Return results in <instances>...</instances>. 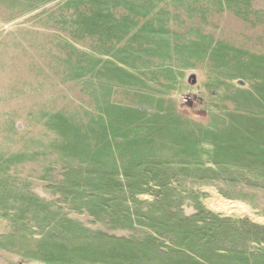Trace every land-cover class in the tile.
<instances>
[{
  "label": "rangeland",
  "instance_id": "374dc122",
  "mask_svg": "<svg viewBox=\"0 0 264 264\" xmlns=\"http://www.w3.org/2000/svg\"><path fill=\"white\" fill-rule=\"evenodd\" d=\"M81 1L0 24V264H264V0L171 41Z\"/></svg>",
  "mask_w": 264,
  "mask_h": 264
},
{
  "label": "crops",
  "instance_id": "0c3cea01",
  "mask_svg": "<svg viewBox=\"0 0 264 264\" xmlns=\"http://www.w3.org/2000/svg\"><path fill=\"white\" fill-rule=\"evenodd\" d=\"M254 1L259 2L260 0ZM81 2L86 7L97 8L100 20H104L107 26L112 24L114 26L115 24H117V9H132L130 11L131 18L134 17V14H138V12H135L133 9H148L145 13L148 20L147 23L144 25H137L134 33L145 34L147 38H154L155 36H159L163 39H167L168 41L174 40L176 37L180 38L178 36L180 34V31L183 29L186 30V26L191 23L193 19L202 20V18L204 17L201 14H197L198 12L193 10L194 5L192 3H187L183 1L174 2L172 0H83ZM219 2L222 7L227 8V0H220ZM231 2V7H240V9L247 8L248 10L250 7H252V5L247 6L245 4L246 0H233ZM41 3L42 0H0V24L19 22L21 19L27 16V13L28 15L34 13V11H30L32 8H34L36 11L37 7H41ZM175 10H177L178 12H175ZM139 13L143 14V12ZM215 17L217 18L216 15ZM230 20L237 24L246 22V19H244L243 14H236ZM114 28L117 29V25H115ZM247 56L248 54L246 55V57ZM191 74L197 77L198 82L200 78L199 73L195 71ZM188 75H185L184 79ZM233 84L239 86V88L236 90H245L248 86L247 83L240 76L233 77L230 80V87L234 89ZM171 97L173 98L172 94ZM182 114L185 115L184 120L186 119V121H191L189 119V114Z\"/></svg>",
  "mask_w": 264,
  "mask_h": 264
}]
</instances>
